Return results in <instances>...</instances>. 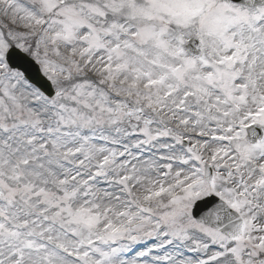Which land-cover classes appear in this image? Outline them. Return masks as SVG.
<instances>
[{
  "label": "snow or ice",
  "instance_id": "obj_1",
  "mask_svg": "<svg viewBox=\"0 0 264 264\" xmlns=\"http://www.w3.org/2000/svg\"><path fill=\"white\" fill-rule=\"evenodd\" d=\"M0 264H264V0H0Z\"/></svg>",
  "mask_w": 264,
  "mask_h": 264
}]
</instances>
